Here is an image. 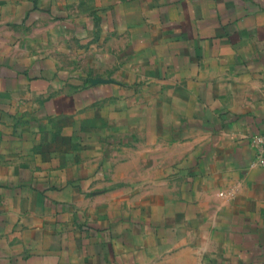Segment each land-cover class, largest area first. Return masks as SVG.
<instances>
[{"label":"crops","instance_id":"obj_1","mask_svg":"<svg viewBox=\"0 0 264 264\" xmlns=\"http://www.w3.org/2000/svg\"><path fill=\"white\" fill-rule=\"evenodd\" d=\"M264 0H0V264H264Z\"/></svg>","mask_w":264,"mask_h":264},{"label":"built area","instance_id":"obj_2","mask_svg":"<svg viewBox=\"0 0 264 264\" xmlns=\"http://www.w3.org/2000/svg\"><path fill=\"white\" fill-rule=\"evenodd\" d=\"M253 140L260 151L259 162L264 165V133L256 134Z\"/></svg>","mask_w":264,"mask_h":264}]
</instances>
